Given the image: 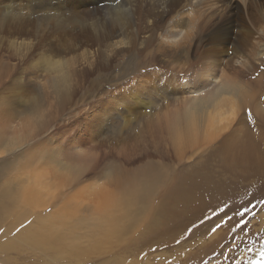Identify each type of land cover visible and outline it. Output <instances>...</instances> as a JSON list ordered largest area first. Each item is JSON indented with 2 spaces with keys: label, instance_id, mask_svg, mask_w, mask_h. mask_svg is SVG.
<instances>
[{
  "label": "bare ground",
  "instance_id": "6f19581e",
  "mask_svg": "<svg viewBox=\"0 0 264 264\" xmlns=\"http://www.w3.org/2000/svg\"><path fill=\"white\" fill-rule=\"evenodd\" d=\"M116 2L54 0L51 5L58 10L67 7L73 18L82 17L80 9H89L90 13H115L104 23L91 22L94 35L90 42L98 52L89 49L82 52L89 67L96 55L97 59L103 56L105 61L126 57L138 65V72L148 65L160 64L167 68L174 64V68L181 66L185 78L198 80L201 86L192 91L196 92L192 99L184 97L186 100L180 102L183 105L179 109L168 108L167 116L152 128V143L157 152L163 158L171 154L175 167L171 171L168 165L163 172L162 164L151 157H146L144 164L135 170L122 169L117 163L109 162L116 174L107 169L104 175L107 185L99 186L102 188L98 193L93 194L83 186L75 190L85 182V174L93 172L94 167L98 171L97 161L89 154L68 153L61 159L52 148L39 151L37 142H29L44 127L46 119L36 120L33 132L24 133L15 128L10 136L11 118L8 117L6 124H0V224L13 218L9 220L8 243L2 245L6 244L8 249L16 248L14 241L19 240L34 251L59 257L65 249H74L69 239L88 236L94 250L113 235L131 231L144 216L149 223L143 230L152 232L177 213L182 217L198 209L202 193L213 192L218 197L228 193L232 197L242 191L255 194L261 189L263 194L257 203L264 196V0ZM122 13L129 15L124 19ZM42 61L45 76L50 80L51 90L46 92L53 95L57 110H62L80 84L82 72L75 71L67 60L43 58ZM141 92L127 93L128 98L121 99L122 108L130 117L135 108L146 112L152 107V96L156 94L147 91L143 97ZM39 101L32 98L29 109L34 110ZM203 137L217 159L222 179L200 167L180 166L186 145L199 143L201 148ZM199 164L196 161L192 166ZM43 165L51 172H40ZM157 192L159 196L154 203ZM92 197L95 200L92 203L83 199ZM190 202L195 205L189 207ZM256 213L250 222L264 224V205ZM17 226L19 231L15 229ZM203 241L199 239L198 244ZM260 247L253 253L264 250V242ZM253 253L247 258L248 264L255 259ZM242 255L235 264L241 262Z\"/></svg>",
  "mask_w": 264,
  "mask_h": 264
},
{
  "label": "rangeland",
  "instance_id": "374dc122",
  "mask_svg": "<svg viewBox=\"0 0 264 264\" xmlns=\"http://www.w3.org/2000/svg\"><path fill=\"white\" fill-rule=\"evenodd\" d=\"M51 3L54 4V0H0V106L6 114L0 124H6L11 118L8 123L11 136L15 128L22 129L24 133L27 130L33 132L36 120L44 118V127L39 128L37 136L29 143L37 142L39 151L52 148L61 159H65L68 153L82 156L89 154L94 158L98 171L94 167L93 172L85 174V182L75 187V190H81L83 186L93 194L98 193L102 188L99 186L106 184L104 175L107 169L111 170V174H116V169L110 167V163H117L122 169L135 170L144 164L146 157H151L162 164L160 169L163 172L168 165L172 171L175 159L171 154L163 158L157 152L152 143V128L167 116L168 108L179 109L185 98L189 96L188 99H192L196 93L192 91L201 86L198 80L193 78L191 82L187 76L185 78L186 74H182L181 66L175 65L174 68V64L173 67L168 66L170 69L160 64L148 65L138 72V65L126 57L124 60L105 61L103 56L97 59L96 55L93 65L89 67L82 52L86 49L98 52L90 42L94 35L90 29L91 22L104 23L113 18L115 13H90L89 9H80L79 16L85 19L83 23L84 19L81 22L80 17H71L72 13H69L67 7L58 10ZM93 4L97 5L98 2L89 6ZM127 14L122 13L124 19ZM43 58L70 61L75 71L82 72L80 84L75 87L71 101H67L62 110H57L53 95L46 92L51 89L48 88L50 80L46 78L42 67ZM6 74L8 76H4ZM137 91H142L143 97L147 93L156 96H152V107L146 112L135 108L130 117L123 110L121 99ZM34 97L40 101L34 110H30L29 102ZM129 101L133 104L132 100ZM118 109L121 111L118 112ZM201 141V148H198L199 143L191 147L186 145L180 166L186 169L200 167L222 179L223 174L219 172L217 159L210 153V146L205 145L204 137ZM28 151L32 152L30 149ZM196 161L200 164L192 166ZM39 171L51 172L44 165ZM261 193V189L255 194L242 191L236 196L232 194V197L228 193L220 197L213 192L202 193L197 202L198 209H192L182 217L177 213L152 232L143 230L149 223L144 216L131 231L113 235L106 239L108 241L104 240L101 245L95 246L94 250L88 236L84 239L74 237V241L69 239L74 249H65L59 257L48 252L34 251L19 240L14 241L17 243L16 248L8 249L6 244L2 246L4 242L8 243L6 237H10L7 232L13 218H9L0 224V229H3L0 232V264H235L242 254L239 264H248L247 258L254 249L261 248L264 242V224L250 222L260 206L264 205L259 199L257 203ZM114 194L112 196L115 197ZM157 195L158 192L154 203ZM94 197L83 199L92 203L95 202ZM194 205L190 202L188 206ZM245 207L249 211L244 212ZM241 212H244L243 217L239 215ZM218 224L220 227L216 228ZM190 228L191 232L188 231ZM213 228H216L215 232ZM199 239L204 240L201 245L198 244ZM253 254L255 259L252 264H255L259 251ZM259 260L264 263V259Z\"/></svg>",
  "mask_w": 264,
  "mask_h": 264
},
{
  "label": "snow or ice",
  "instance_id": "6c2138e0",
  "mask_svg": "<svg viewBox=\"0 0 264 264\" xmlns=\"http://www.w3.org/2000/svg\"><path fill=\"white\" fill-rule=\"evenodd\" d=\"M117 3H119V0H117ZM5 115H6V114H5V112L3 111L2 106H0V120L4 119V118H5ZM65 148H68V145H65ZM260 202H261V203H264V200H262V201H260ZM247 211H249V209H248L247 207H245L244 212H247ZM244 212L239 213V215H240L241 217H243ZM229 219H231V218H229ZM201 223H203V222H201ZM193 227H196V226L193 225ZM218 227H220L219 224L216 226V228H218ZM237 227H239V225H237ZM216 228H213L212 231L215 232V231H216ZM234 230H235V229H233V231H234ZM2 231H3V229H0V232H2ZM17 231H19V229H17ZM188 231L191 232L192 229L190 228V229H188ZM176 242L179 243L180 241H176ZM261 256L264 257V252L261 253ZM257 264H262V262L258 261Z\"/></svg>",
  "mask_w": 264,
  "mask_h": 264
},
{
  "label": "water",
  "instance_id": "95a60500",
  "mask_svg": "<svg viewBox=\"0 0 264 264\" xmlns=\"http://www.w3.org/2000/svg\"><path fill=\"white\" fill-rule=\"evenodd\" d=\"M264 252V250H263ZM262 253V252H261ZM261 253H259L256 257H257V260H255V264H257L258 261H260L259 259H264V257L261 256Z\"/></svg>",
  "mask_w": 264,
  "mask_h": 264
}]
</instances>
